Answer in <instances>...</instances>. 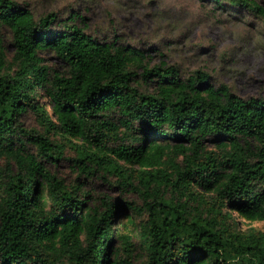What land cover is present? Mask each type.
Returning <instances> with one entry per match:
<instances>
[{
	"label": "trees",
	"instance_id": "16d2710c",
	"mask_svg": "<svg viewBox=\"0 0 264 264\" xmlns=\"http://www.w3.org/2000/svg\"><path fill=\"white\" fill-rule=\"evenodd\" d=\"M206 1L264 20L256 0ZM2 27L14 51L0 36V264H264V229L234 215L264 220V98L215 87L199 69L150 65L142 50L87 33L76 14L36 18L28 2L0 0ZM27 111L66 138L77 173L127 186L135 173L143 190L154 186L145 217L128 216L126 201L95 204L86 183L52 173L45 161L61 153L22 125Z\"/></svg>",
	"mask_w": 264,
	"mask_h": 264
},
{
	"label": "rangeland",
	"instance_id": "374dc122",
	"mask_svg": "<svg viewBox=\"0 0 264 264\" xmlns=\"http://www.w3.org/2000/svg\"><path fill=\"white\" fill-rule=\"evenodd\" d=\"M19 1L28 2L36 18L47 12L56 13L60 19L76 14L77 22L85 24L87 33L98 39L112 40L116 37L122 44L142 50L145 61L150 65L160 62L176 65L184 77L199 69L209 74L215 87L224 84L241 97L264 98V20L256 13L213 8L206 0ZM256 1L264 7V0ZM0 36L4 53L9 58L14 51L11 33L2 27ZM41 55L54 70L60 73L67 71L66 64L54 53L43 51ZM139 82L143 90L152 89L147 83ZM38 102L44 103L46 99L39 97ZM20 120L26 129L48 136L53 142L51 150L61 153L57 160L45 163L67 186L84 182L96 197L93 200L95 204L100 198L126 201L131 204L126 211L128 216L133 214L134 220L145 217L144 198H148L147 194L152 196L154 186L143 190V183L133 176L135 173H130L129 177L132 186L125 185L117 174L101 175L98 172L90 176L77 173L70 160L75 153L65 137L53 131L47 132L33 111L24 113ZM26 141L29 152L36 155V143L31 139ZM208 148L214 149L213 145ZM132 168H137V165H132ZM166 195L171 196V191H166ZM234 215L242 228L264 229V220L248 221L236 213ZM121 219L127 221L126 216Z\"/></svg>",
	"mask_w": 264,
	"mask_h": 264
}]
</instances>
